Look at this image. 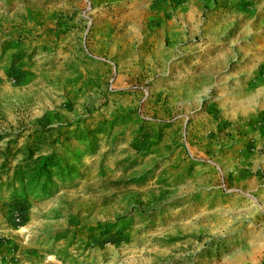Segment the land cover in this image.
Masks as SVG:
<instances>
[{
  "label": "rangeland",
  "instance_id": "obj_1",
  "mask_svg": "<svg viewBox=\"0 0 264 264\" xmlns=\"http://www.w3.org/2000/svg\"><path fill=\"white\" fill-rule=\"evenodd\" d=\"M0 137L80 155L0 264H264V0H0Z\"/></svg>",
  "mask_w": 264,
  "mask_h": 264
},
{
  "label": "trees",
  "instance_id": "obj_2",
  "mask_svg": "<svg viewBox=\"0 0 264 264\" xmlns=\"http://www.w3.org/2000/svg\"><path fill=\"white\" fill-rule=\"evenodd\" d=\"M100 131H78L75 137L81 140L82 146L90 155L97 150V134ZM2 137H0L1 139ZM15 141L6 144L5 149L0 151L2 163L0 164V188L8 187L18 195V205L26 206L29 198L37 200L50 198L61 189L73 186L78 173L76 165L80 155L76 152L78 146H71L63 152H42V143L25 142L22 146H14ZM17 156L21 159L12 167L11 161ZM3 176L5 177L3 181ZM16 195H13L16 197Z\"/></svg>",
  "mask_w": 264,
  "mask_h": 264
}]
</instances>
